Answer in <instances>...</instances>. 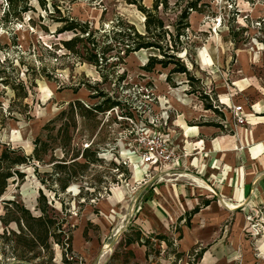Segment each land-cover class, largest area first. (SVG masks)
I'll use <instances>...</instances> for the list:
<instances>
[{
  "label": "rangeland",
  "instance_id": "374dc122",
  "mask_svg": "<svg viewBox=\"0 0 264 264\" xmlns=\"http://www.w3.org/2000/svg\"><path fill=\"white\" fill-rule=\"evenodd\" d=\"M152 1L142 3L150 7ZM200 2L203 11L189 16L188 39H183L187 50L179 53L192 76L189 81L184 74H169L170 66L143 69L153 54L146 49L122 61L116 50L109 51L102 65L104 78L96 66L62 45L61 40L73 33L57 32L61 23L54 18L60 13L51 6L54 17L30 0L33 9L20 20L4 24L6 3L0 0V76L11 84L21 80L25 85H15L16 95L11 85L0 81V141L30 153L42 125L68 101L77 98L92 104L99 100L92 94L102 91L120 102L100 115L102 128L92 136L104 158L102 165L91 167L65 192L54 194L39 182L33 166L26 164L20 169L23 179L14 176L0 196V215L4 200L19 201L38 214L37 197L42 190L56 217L66 219L60 227L71 234V249L52 241V257L40 251L30 264H264V201L249 209L241 207L217 226L188 228L180 226L184 220L178 222L170 215L165 226H142L147 199L154 201L153 193H158L160 185L175 187L172 170L180 156L179 118L188 124L220 123L222 131L228 132L238 125L233 119L235 104L248 116L245 125L264 122V0ZM172 4L170 0V8L161 12L167 23L176 14ZM66 13L87 22L100 40H105L104 30L117 17L143 31V14L124 0H74L61 6V14ZM75 141L87 145L80 132ZM149 145L155 156L146 165L141 155ZM55 153L60 155L59 150ZM39 170L51 172V166L39 165ZM152 173L157 176L145 184ZM138 228L150 245L146 255L136 244L134 255H128L123 239L135 236ZM6 229L17 230V226L0 222V264L31 256L8 232L2 235ZM157 234H164L166 240L159 242Z\"/></svg>",
  "mask_w": 264,
  "mask_h": 264
},
{
  "label": "trees",
  "instance_id": "16d2710c",
  "mask_svg": "<svg viewBox=\"0 0 264 264\" xmlns=\"http://www.w3.org/2000/svg\"><path fill=\"white\" fill-rule=\"evenodd\" d=\"M34 1L51 17L54 16L49 6L53 11L60 13V16L54 18L61 23L57 32L73 33L70 38L61 40L62 45L68 51L96 66L104 78L106 74L103 72L102 65L107 63L109 51L116 50L117 59L122 61L129 54L146 49L152 50L153 54L148 56L143 69L149 71L156 65L170 66L169 74L181 73L186 75L189 81L192 79L179 53L183 49L187 50L183 39H188L190 14L203 11L204 3L200 0H173L171 8L176 11V14L168 23L161 12L170 8V0H153L150 7L143 4L142 0H124L134 5L143 14V31L128 20L117 17L111 28L104 30L102 38L105 40H100V37H97V30L90 28L87 22H81L69 13L64 16L61 14V6L74 0ZM5 3L1 17L4 24L20 20L25 12L33 9L30 0H5ZM169 26L172 28L170 29ZM230 33L234 35L232 30ZM0 77V81L11 85L16 95L19 93L15 85L19 84L25 88L21 80L18 84H11L3 76ZM167 81L170 82V75L167 76ZM92 96L99 97V100L86 104L75 98L63 105L55 116L42 125L32 141L30 153H26L21 147H14L0 141V196L14 176L23 179L24 172L20 169L26 164H31L39 182L56 194L65 192L73 182L86 176L91 167L104 163L101 150L92 136L97 135L102 128L100 115L119 106L120 102L107 97L102 91H97ZM205 106L212 108L211 104ZM79 132L82 138H87L86 146L75 141L76 134ZM56 150L60 151V155L55 153ZM39 165H50L51 172L48 170L41 172ZM52 184H55L56 188H52ZM36 207L39 213L33 214L19 201L4 200L0 222L3 226L14 223L17 230L6 229L2 235L7 236L8 232L17 246L22 247L24 252L32 253L28 257L20 256L11 264H30V260L40 251L47 252L52 257V241L71 249L72 236L60 227L66 219L56 217L55 208L42 190L39 191ZM197 210L198 207H195L187 216L190 217ZM155 237L159 242L166 240V236L162 234ZM123 240L124 245L135 241L150 245L149 238L143 239L139 230L135 232V236L128 234ZM127 253L131 254L130 251Z\"/></svg>",
  "mask_w": 264,
  "mask_h": 264
},
{
  "label": "crops",
  "instance_id": "0c3cea01",
  "mask_svg": "<svg viewBox=\"0 0 264 264\" xmlns=\"http://www.w3.org/2000/svg\"><path fill=\"white\" fill-rule=\"evenodd\" d=\"M178 123L180 156L172 170L175 187L160 185L158 193H153L154 201L147 199L142 226H165L168 215L178 222L184 220L180 226L188 228L217 226L228 215L238 214L241 207L249 209L264 201L262 120L235 125L228 132L222 131L220 123L188 124L180 118ZM148 176L145 184L157 173ZM195 207L198 210L188 217ZM237 224L235 220L233 225ZM135 244L146 255L147 245L137 241L124 245L125 253L130 251L127 254L133 256Z\"/></svg>",
  "mask_w": 264,
  "mask_h": 264
},
{
  "label": "built area",
  "instance_id": "2783aa9c",
  "mask_svg": "<svg viewBox=\"0 0 264 264\" xmlns=\"http://www.w3.org/2000/svg\"><path fill=\"white\" fill-rule=\"evenodd\" d=\"M233 112V119L238 124H243L246 120L245 116L242 114V106L241 105H233L232 107ZM154 151L153 146L149 145L148 148L142 153L141 155V161L148 165L149 163H152L154 160Z\"/></svg>",
  "mask_w": 264,
  "mask_h": 264
},
{
  "label": "bare ground",
  "instance_id": "6f19581e",
  "mask_svg": "<svg viewBox=\"0 0 264 264\" xmlns=\"http://www.w3.org/2000/svg\"><path fill=\"white\" fill-rule=\"evenodd\" d=\"M107 204L109 205V203L107 202ZM237 205V204H236ZM110 208V207H109Z\"/></svg>",
  "mask_w": 264,
  "mask_h": 264
},
{
  "label": "water",
  "instance_id": "95a60500",
  "mask_svg": "<svg viewBox=\"0 0 264 264\" xmlns=\"http://www.w3.org/2000/svg\"><path fill=\"white\" fill-rule=\"evenodd\" d=\"M143 28H144V25H143Z\"/></svg>",
  "mask_w": 264,
  "mask_h": 264
}]
</instances>
